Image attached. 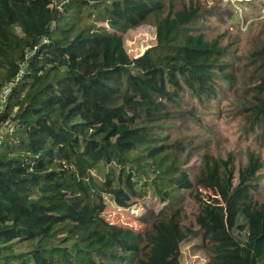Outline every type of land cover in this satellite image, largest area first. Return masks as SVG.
Masks as SVG:
<instances>
[{
	"label": "trees",
	"instance_id": "1",
	"mask_svg": "<svg viewBox=\"0 0 264 264\" xmlns=\"http://www.w3.org/2000/svg\"><path fill=\"white\" fill-rule=\"evenodd\" d=\"M180 6L0 0V91L23 69L0 115L13 126L0 143V264H181L188 192L208 264H264V204L250 197L260 158L250 153L235 174L231 156L204 155L192 175L183 145L155 142L183 93L212 107L234 79L219 38L189 29L198 5ZM147 23L155 45L131 59L123 34ZM252 60L263 72L243 119L263 130L264 46ZM199 189L212 196L202 200ZM138 193L162 206L145 228L106 221L105 195L126 208ZM20 242L36 245L16 255Z\"/></svg>",
	"mask_w": 264,
	"mask_h": 264
},
{
	"label": "rangeland",
	"instance_id": "2",
	"mask_svg": "<svg viewBox=\"0 0 264 264\" xmlns=\"http://www.w3.org/2000/svg\"><path fill=\"white\" fill-rule=\"evenodd\" d=\"M187 1L189 0H173L177 8ZM191 1L198 5L199 18L189 29L201 32L207 40L219 38L221 45L226 46L225 62L230 65L234 79L231 86L223 87L218 103L212 107H205L208 104H194L187 97L188 94L183 93L174 117L161 129L162 135L155 142L160 144L176 141L183 145L185 151L182 152L181 159L192 175L197 172L198 163L204 155L221 160L231 156L236 174L247 164L248 155L254 152L260 158L262 168L254 182L257 185L256 191L250 197L253 203L264 204V129L253 128L243 119V109L258 104L255 86L263 70L258 67L257 62H253L252 53L264 46V7H255L254 0ZM103 26L109 29L108 25ZM123 41L129 58H136L155 45L154 26L147 23L130 29L123 34ZM198 192L205 201L207 196H212L203 189ZM191 194L188 192L184 195L181 205L184 211L183 225L192 234L180 246V262L208 264L210 258L193 219L196 204ZM104 201L106 221L135 231L145 228L148 212L158 213L162 208L156 199L141 193L133 197L126 208L117 206L106 195ZM55 244L67 249L72 246L71 242ZM35 245L36 242L17 243L13 253L24 254Z\"/></svg>",
	"mask_w": 264,
	"mask_h": 264
},
{
	"label": "built area",
	"instance_id": "3",
	"mask_svg": "<svg viewBox=\"0 0 264 264\" xmlns=\"http://www.w3.org/2000/svg\"><path fill=\"white\" fill-rule=\"evenodd\" d=\"M23 69H20L14 81L9 82L1 91H0V115L4 112L6 108V104L8 101V95L11 91V88L15 85V82L22 76ZM13 132V126L3 124L0 125V143L3 140V137L7 134H11Z\"/></svg>",
	"mask_w": 264,
	"mask_h": 264
}]
</instances>
